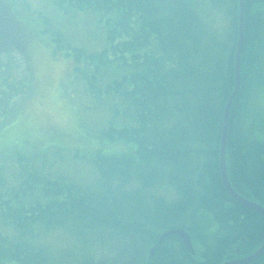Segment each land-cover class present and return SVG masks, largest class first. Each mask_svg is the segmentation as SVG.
Here are the masks:
<instances>
[{"label": "trees", "instance_id": "obj_1", "mask_svg": "<svg viewBox=\"0 0 264 264\" xmlns=\"http://www.w3.org/2000/svg\"><path fill=\"white\" fill-rule=\"evenodd\" d=\"M242 1L241 84L224 161L234 192L264 208V0ZM3 2L0 55L23 62L25 24ZM53 3L62 13L96 15L103 38L94 52L46 18L41 29L53 52L71 59L86 96L110 116L99 147L72 152L95 172L83 186L37 168V159L52 168L44 152L8 149L13 153L0 163V264H222L253 253L264 242V217L230 198L218 161L223 107L234 87L238 1ZM216 16L218 26L209 22ZM7 62L0 69V127L14 119L31 86L26 67L14 79L16 66ZM116 142L121 150L105 151ZM168 229L186 232L194 254L175 235L159 240ZM56 230L80 252L54 255L36 246ZM249 264H264V254Z\"/></svg>", "mask_w": 264, "mask_h": 264}, {"label": "rangeland", "instance_id": "obj_2", "mask_svg": "<svg viewBox=\"0 0 264 264\" xmlns=\"http://www.w3.org/2000/svg\"><path fill=\"white\" fill-rule=\"evenodd\" d=\"M6 2L3 5L11 8V14H16L23 20L25 25L22 33L26 40L22 45L24 61L21 62L17 55L7 57L2 54L0 69L5 68L2 64L9 60L10 68L16 66V69L11 70V76L16 73L21 76L23 68L26 67L31 86L27 91H30L29 94H22L25 98L17 106L14 119L0 127V163L6 158L8 160L13 153L8 150L11 147L21 153L34 154L36 151V156L44 152L52 168L49 170L44 164L40 165L39 159L34 160L37 168L40 167V170L52 176L55 173L65 174L69 180L83 186L94 179L95 172L89 162L72 158V152L78 150L79 153L88 154L99 147V131L110 115L105 107H97L86 96L82 83L72 73L71 59L65 57L62 51L53 52L54 47L49 36L42 32L41 19L46 18L52 28L61 31L89 52L100 48L103 38L101 26L93 13H62L53 0ZM218 17L209 22L218 26L223 22ZM11 49H14L13 45ZM261 112L264 117V96ZM112 145V148L105 151L123 148L121 142ZM60 155L62 159L59 158ZM2 224L0 221V230L3 228ZM35 244L52 249L54 255L80 252L73 240L59 230L39 237Z\"/></svg>", "mask_w": 264, "mask_h": 264}, {"label": "water", "instance_id": "obj_3", "mask_svg": "<svg viewBox=\"0 0 264 264\" xmlns=\"http://www.w3.org/2000/svg\"><path fill=\"white\" fill-rule=\"evenodd\" d=\"M238 1V23H237V42L236 43V48H235V56H234V87L232 90V93L229 98L227 99L225 105H224V111H223V116H222V125H221V134H220V147H219V173L221 177V182L226 190V193L232 198L236 203L242 204V206L253 210V212H257L261 216L264 217V208L259 206L258 204L248 201L244 199L243 197L239 196L236 192H234L233 188L231 187L227 172H226V164H225V148H226V136H227V128H228V122H229V111L231 107V103L235 96L238 94L239 89H240V84H241V79H240V57H241V50H242V45H243V39H244V32H243V1L242 0H237ZM170 235H175L184 244V248L190 253L194 254L193 248L191 247L192 244L190 242L189 236L187 235L186 232L180 230V229H172L168 231H165L162 233L158 238L159 240H163L167 236L169 237ZM153 249H151L152 253ZM264 254V242L250 255L243 257V258H238L230 261L223 262L222 264H249L252 261L258 259L259 257Z\"/></svg>", "mask_w": 264, "mask_h": 264}, {"label": "flooded vegetation", "instance_id": "obj_4", "mask_svg": "<svg viewBox=\"0 0 264 264\" xmlns=\"http://www.w3.org/2000/svg\"><path fill=\"white\" fill-rule=\"evenodd\" d=\"M0 40H1V36H0Z\"/></svg>", "mask_w": 264, "mask_h": 264}]
</instances>
